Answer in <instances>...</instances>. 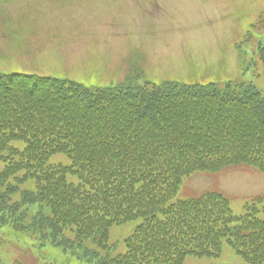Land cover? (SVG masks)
I'll use <instances>...</instances> for the list:
<instances>
[{
    "label": "trees",
    "instance_id": "obj_1",
    "mask_svg": "<svg viewBox=\"0 0 264 264\" xmlns=\"http://www.w3.org/2000/svg\"><path fill=\"white\" fill-rule=\"evenodd\" d=\"M55 153L72 165L49 163ZM237 166L264 173V95L251 83L91 88L0 72V227L25 231L23 215L38 206L30 225L52 242L36 245H106L114 224L141 217L114 264H181L224 242L262 264L253 257L264 247V196L240 215L219 191L173 201L186 175Z\"/></svg>",
    "mask_w": 264,
    "mask_h": 264
},
{
    "label": "rangeland",
    "instance_id": "obj_2",
    "mask_svg": "<svg viewBox=\"0 0 264 264\" xmlns=\"http://www.w3.org/2000/svg\"><path fill=\"white\" fill-rule=\"evenodd\" d=\"M4 1L0 72L48 75L91 88L149 81L224 88L229 81L246 82L264 95V0ZM11 144L25 146L22 141ZM71 162L65 153L49 157L51 164ZM188 178L173 201L222 191L240 215L245 202L264 196V174L258 170L206 171ZM70 180L79 181L76 176ZM28 187H34L32 180L13 200L20 201ZM38 211V206L28 209L21 221L30 224ZM143 222L138 217L114 224L106 245L89 237L67 249L36 245L31 236L51 242L46 228L32 234L26 226L19 235L0 227V264H114L127 249L126 239ZM253 258L264 259V247ZM181 264L250 263L225 243L220 252L187 255Z\"/></svg>",
    "mask_w": 264,
    "mask_h": 264
}]
</instances>
